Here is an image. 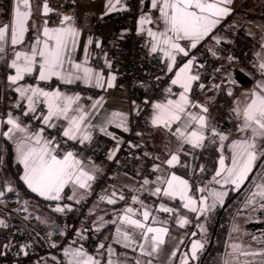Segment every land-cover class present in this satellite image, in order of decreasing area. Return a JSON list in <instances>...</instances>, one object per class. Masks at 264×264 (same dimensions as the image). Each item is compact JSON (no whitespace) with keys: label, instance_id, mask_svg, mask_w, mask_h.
I'll list each match as a JSON object with an SVG mask.
<instances>
[{"label":"crops","instance_id":"0c3cea01","mask_svg":"<svg viewBox=\"0 0 264 264\" xmlns=\"http://www.w3.org/2000/svg\"><path fill=\"white\" fill-rule=\"evenodd\" d=\"M58 3L57 8H52V0H31L32 4V17L29 23V33L26 37L25 42L18 46L23 50H28L30 45L34 43L35 39L39 37L43 39V28L45 27V21L47 22V17L52 16L55 20L59 22L56 27H64L65 22L63 18L65 16L70 17V12L63 6L64 0H54ZM129 2V0H120L119 4H116L115 0H112V4H115V10L110 6L109 0H86V13L87 16L84 22L80 26H75L73 21H68L67 23L74 27L79 36L77 37L76 49L71 53L72 59L77 63H83L85 54H87L88 67H91L94 72L100 73L103 76V87H89L82 81H76L72 84H65L62 81L52 79L50 83H44L39 81L36 77H26L22 84H33L39 85L40 87H45V85H50L53 83H58L50 89L46 90H56L59 89L62 93L66 95H79L80 100L77 105L73 107H82L84 112L87 114V119L82 125L81 136L85 133L91 135V140H81L79 137L76 141L79 143L90 142L97 148H104L107 144L109 147L122 146L127 135L131 131V126L133 123V113L137 109V104H130L127 99V88L125 83L121 80L119 76V60L120 57L118 53L113 55V57L108 61H102L101 66L92 64L91 51L93 47H98L102 43V39L108 32L114 30V27L102 26L99 29H94L95 24L102 18L109 16L111 14L121 11ZM47 4L48 8L51 10L44 14V5ZM230 8V13L226 17L222 18L216 27L211 31V33L205 37L203 40L197 43L195 48L190 47L191 42L188 40H180L178 43L181 47H184L188 52L185 56L183 53H174L176 59L175 64L164 56L163 51L159 48L157 51L153 52L152 47L154 41L148 35V29L153 32H163L166 26L160 17L159 11H153L151 7V0H139V12L135 21V30L138 33L144 34L147 37L146 43L141 48V54L146 58L157 57L161 60L162 76L164 77L163 84V95L164 100L160 102H154L151 105L150 111L147 113L148 126L143 135L135 137L133 147L142 149V159L138 161L136 166H134V172L127 171H117L112 174V179L110 186L112 191L110 195L115 193V196H123L117 205H110V208L106 212H100L104 207L101 202L94 199L93 193L95 190V180L100 173L99 162L95 159L86 156L75 157L82 161V169L94 176L93 180L88 181V189L79 188L77 185L69 183L61 193L60 200H47L44 197L37 195L46 201L53 203H71V204H84L86 210L89 214H97L98 227L103 226L107 223L113 224V234L110 243L106 246L104 256L102 257L100 253L90 252L84 247H82L78 242L74 241L67 242L63 245L61 249V256L65 264H69L71 259L65 256L66 251L72 250H82L88 256H92L98 264H109L112 261L113 264H183V261L187 259L189 264H198V261L202 254L204 253L206 246L208 244L209 237V222L216 213L217 210L223 209L224 204L227 201L230 193L240 192L244 188L246 193L243 200L241 201L237 211L234 212L233 217L230 219V225L228 227L227 237L224 245V251L221 255L213 257L210 264H223L224 254L227 250L229 233L233 230L234 221L236 220L237 214L250 213L252 214V220L240 221L243 225L250 226L254 231L256 241L253 245H260L264 247V211H257L261 204L264 203L259 195L253 197L254 193H257L264 187V158L262 156L264 152V143L260 137L256 138V152L257 160L255 165L248 176V179L241 185L239 189H236L233 185L222 186L213 181L216 171L219 169V159L221 156L225 158V163L230 166L231 162V144L237 140L249 139L252 136L251 131L242 132L240 128L243 125V109L252 99L253 91H260L257 85H264V70L260 68V64L264 63V5L262 0H232V3L228 5ZM12 16V0H0V26L9 24ZM149 17L151 23H146L143 25V30L140 25V20L143 17ZM49 28L48 24L46 25ZM244 26L248 34H250L254 40L257 41L256 47L254 49L253 56V67L260 76L253 82V84L247 88L242 89L233 101L231 107L232 118L238 123L237 129L232 133L220 132L218 131L210 117L211 107L215 100V94H208L204 92L196 97H193V87L195 82L192 84L191 91L187 94L188 99L191 102L187 107L189 113H194L197 115H204L207 117L208 129L205 134L209 138H216L219 141V157L217 161V166L214 170L212 177L202 185H195L190 178H187L175 171L176 166L169 167L167 161L171 158L173 154L179 156L181 149L187 145L184 144L182 140L178 139L177 136L173 135L178 127L183 124V119L179 124L174 123L172 125V130L169 131L163 125L156 126L152 123L153 117L155 115V110L153 105L157 103H167L168 100H179L180 94L183 93V89L179 85H173L171 81L175 79L176 74L179 69L182 68L189 61L193 62L192 74L199 76V56L198 51L204 47L205 54L207 58L213 65L216 75L213 79V87L216 88L218 93L225 90L227 93H231L233 86L235 84L233 71L227 67V62L232 58L230 53L229 44L233 41L231 33H235L234 27ZM216 29H220V35L215 34ZM95 30V31H94ZM169 35H172L169 33ZM91 41V43H89ZM165 47L161 45V48ZM13 59V49L12 47L7 48L5 53H0V73L3 72L2 77H0V82L4 88V102L3 107L0 109V121H6L7 115L11 113L13 117L18 118L19 114L23 115V111H26V101H21L18 93L14 91L16 85L9 82L8 77L14 75L15 72L8 65ZM171 66V70L169 67ZM65 67H69L65 65ZM115 77L112 81L111 77ZM111 81L112 87H108V83ZM69 87H78V91H72L67 93L66 89ZM171 89V91H169ZM20 103V107L17 108L16 104ZM202 105L208 108V112L204 113L199 107H192L191 105ZM240 109L241 114L238 116L236 109ZM119 113L121 115H114ZM37 114L41 116V119H33L32 113L25 116L27 120L25 122H20L21 125L28 129L27 134L38 133L43 130V137L46 140L53 142V146L57 143L55 142L53 136V130L61 128L63 131L68 126V122L64 119H55L51 121L55 127H49L42 122V117L47 115V108L45 105L38 104ZM70 116L79 115L78 112H70ZM33 119V122L30 119ZM7 124L0 125V138L8 140L12 144L13 158L14 162L17 163L22 170L21 179L24 175L23 165L19 163L16 152V144L20 142L25 133L17 132L9 140L3 135L8 129ZM197 125H193L194 130ZM127 128V131H125ZM215 129L220 135H225L228 137L226 141L221 144L219 136H212L211 130ZM68 139L65 137V140ZM189 146V145H188ZM72 150L68 148L65 144H60L59 148L56 149V154L62 157L66 152ZM150 161V166L148 169L143 171L144 163ZM157 166L159 171H156ZM175 174L189 181L192 185V191L189 195H192L198 201L200 198L208 197V203H212V197L209 193L213 190L227 192L224 198L223 204L217 203L214 210L199 215L198 213H193L188 209L183 207V203L179 199H170L161 194L153 195L155 188L166 187L161 181L157 180V177L167 178L170 174ZM143 174V175H142ZM142 175L141 178H138ZM216 179H220L217 177ZM148 180L147 185L144 181ZM25 186L32 192V190L27 186V184L22 179ZM200 188H205L206 191L201 193ZM108 195V196H110ZM133 197H136L141 203H134ZM254 198V203L249 201ZM163 204L166 207L173 208L175 211L172 213H166L159 211V206ZM133 208L136 210V215L134 219H140L146 226L149 227H162L166 228L167 235L163 237L164 243L160 245L159 251L154 253L153 256L142 255L139 249V245L143 243L142 236L139 229H135L129 225L121 223L120 218L124 215L125 209ZM147 208L151 213L148 221H143L141 215L142 211ZM111 216L106 218L107 214ZM101 217L103 219H101ZM153 218H155V223H153ZM186 218L188 223L181 227L180 219ZM117 228L121 231H126L131 236L132 240L136 243L130 244L128 247L124 246V239L122 236L117 234ZM81 239H84L86 234L78 233L76 235ZM151 238V234H150ZM119 241V242H118ZM194 241H200L204 244L201 251L197 253L198 259L193 260L191 257V245ZM147 247V245H145ZM135 249V250H133ZM111 250V251H110ZM207 252V251H206ZM214 262V263H213ZM244 264H264V255H261L256 262H251L247 260Z\"/></svg>","mask_w":264,"mask_h":264},{"label":"snow or ice","instance_id":"6c2138e0","mask_svg":"<svg viewBox=\"0 0 264 264\" xmlns=\"http://www.w3.org/2000/svg\"><path fill=\"white\" fill-rule=\"evenodd\" d=\"M116 4L120 0H115ZM232 0H151V7L159 11L166 29L163 32H153L148 29V35L154 41L152 51L155 52L159 48L163 51L172 64H175L174 53H183L185 56L188 52L178 43L180 40H188L191 42L190 47L195 48L197 43L207 37L216 27L220 20L230 13L228 5ZM110 6L115 10V4L109 0ZM51 11L47 4L44 5V14ZM30 0H15L14 16L9 24L0 26V53H5L8 45L12 46L13 59L8 65L14 70L15 74L8 77L11 84L16 85L14 91L18 93L21 101H26V111L23 115L27 116L32 113L33 119H41L37 114L38 104H43L47 108V115L42 117V122L49 127H55L51 124L53 118L59 120L64 119L68 122L67 128L63 131V136L69 140H77L78 137L83 140H91L90 134L80 135L82 125L87 119V114L82 107L74 108L80 100L79 95H66L59 89L46 90L45 87L33 84H22L26 77H36L39 81L50 83L53 78L62 81L65 84H72L76 81H82L89 87H103V76L94 72L88 67L87 54L83 63H77L72 59L71 53L76 49V42L79 33L68 24L72 18L65 16L63 18L64 27H45L43 28V39L37 37L28 50H23L18 46L22 45L25 40V34L28 32V21L31 17ZM151 19L147 16L141 18L140 25L151 23ZM171 33L172 35H169ZM91 43V41H89ZM161 45L165 47L161 48ZM68 65L69 67H65ZM193 62L189 61L176 74L175 79L171 81L173 85H179L184 91L180 94L179 100H168L167 103H157L153 105L155 115L152 123L156 126L163 125L169 131L172 130L174 123L179 124L183 119V124L178 127L173 135L182 140L184 144L189 145L192 149H200L205 147V141L208 139L205 132L208 129L207 117L189 113L187 107L191 103L188 99V93L191 91L193 82L200 79L198 75L192 74ZM260 68L264 70V63L260 64ZM171 70V66L169 67ZM114 81L115 77H111ZM111 81L108 87H112ZM203 88V85H200ZM260 91H253L250 103L243 109V125L240 131H251L252 136L249 139L237 140L231 144V162L230 166L225 163V158L221 156L219 159V169L216 171L213 181L222 186L233 185L239 189L241 185L248 179L255 161L257 160L256 138L264 139V85H257ZM171 91V89H169ZM192 107H199L202 112L207 113L208 108L202 105L192 104ZM20 107V103L16 104ZM78 112L79 115L70 116V112ZM237 115L241 114L240 109H236ZM114 115H121L116 113ZM7 124L9 127L3 133L9 140L15 133H25L23 139L16 144L17 158L23 165L24 175L22 179L32 192L44 197L47 200H60L61 193L64 188L72 183L79 188L88 189L87 183L94 179V176L85 172L82 167V161L78 160L71 151L66 152L62 157L56 154L59 144L53 146V142L43 137V130L34 134H27L28 129L23 127L19 118L13 117L11 113L7 115L6 121H0V125ZM193 125H197L194 130ZM127 131V128H125ZM212 136H219L221 144L228 139L225 135H220L211 130ZM179 162V156L173 154L167 161L169 167H174ZM156 171H159L157 166ZM201 171L203 169L201 168ZM219 177L220 179H216ZM158 181L166 185L163 190L161 187L155 188L153 195H159L170 199H179L183 203V207L193 213L203 215L206 212L214 210L217 203L223 204L227 192L211 191L209 195L212 197V203H208V197H201L198 201L189 193L192 191V185L188 180L180 176L170 174L169 177H157ZM148 180L144 181L147 185ZM8 191H12L9 187ZM201 193L205 192V188H200ZM0 192V196H3ZM115 195V193L113 194ZM259 195L264 201V187L253 197ZM101 199H104L102 197ZM123 199V196L120 197ZM108 203L114 204L116 201L108 198ZM134 203H141L136 197H133ZM254 203V198L249 201ZM264 208V203L261 204ZM159 211L172 213L175 210L161 204ZM56 212H63L64 208H55ZM136 210L129 207L125 209L124 215L120 218L121 223L140 230L143 243L139 245L142 255L153 256L159 251V247L164 243L163 237L167 235V229L162 227L146 226L140 219H134ZM143 221H148L151 213L145 208L142 213ZM101 219H103L101 217ZM153 218V223H155ZM188 223L186 218L180 219V225L183 227ZM0 226L6 227L4 222L0 220ZM238 230V229H234ZM117 234L122 236L128 247L130 244L136 243L126 231L117 228ZM151 234V238H150ZM119 242V241H118ZM147 245V247H145ZM100 247H104L101 245ZM204 244L200 241H194L191 245V257L193 260L198 259L197 253L201 251ZM238 247V246H233ZM135 250V249H133ZM111 251V250H110ZM249 255H264L261 253H246ZM65 256L70 257L69 264H98L92 256H88L82 250L66 251ZM109 264H113L109 261ZM139 264V261H137ZM151 264V261L148 262ZM183 264H189L185 259Z\"/></svg>","mask_w":264,"mask_h":264},{"label":"built area","instance_id":"2783aa9c","mask_svg":"<svg viewBox=\"0 0 264 264\" xmlns=\"http://www.w3.org/2000/svg\"><path fill=\"white\" fill-rule=\"evenodd\" d=\"M86 0H64L63 6L70 12V17L75 26H80L86 16ZM52 8H57L58 3L51 2ZM157 11V9H152ZM139 12V0H129L127 5L119 12L106 16L95 24V30L102 26L114 27V30L105 34L102 43L93 47L91 51L92 64L101 66L102 61H109L118 53L119 76L127 88V99L130 104H137L133 113L131 131L126 137L125 143L115 149L109 147L101 151L90 142L79 143L76 140H65L63 130H53V136L57 144H65L77 156H86L99 162L100 173L95 180L94 199L104 200L112 191L110 182L112 174L117 171H127L133 162L142 159V153L133 147L135 137L143 135L147 126V113L154 102L164 100L162 92L164 77L162 76L160 58H146L141 54V48L146 43L147 37L135 30V21ZM47 24L56 27L59 22L52 16L47 17ZM94 30V31H95ZM215 34L220 35V29ZM199 77L193 87V97L207 92L213 87L215 71L212 63L205 55V48L198 51ZM58 83L45 85L50 89ZM203 85V88L200 87ZM78 87H69L67 93L78 91ZM20 122L27 118L21 114ZM33 122V119H30ZM104 197V199H101ZM4 199H0V203ZM15 204L14 201H12ZM82 208V217H87L88 211L84 204H77ZM19 217H26L30 224H35L34 216L19 213ZM27 215V216H26ZM42 244L34 242L28 232L19 226L0 227V264H65L61 256V249L68 240V234L64 230L50 231L48 234H37Z\"/></svg>","mask_w":264,"mask_h":264},{"label":"trees","instance_id":"16d2710c","mask_svg":"<svg viewBox=\"0 0 264 264\" xmlns=\"http://www.w3.org/2000/svg\"><path fill=\"white\" fill-rule=\"evenodd\" d=\"M262 1L264 5V0ZM234 29L235 33H231L233 41L229 44L232 58L227 62V67L233 71L235 80L232 92L227 93L225 90H222L215 93L216 88H211L207 91L208 94H215V100L212 104L210 114L212 123L218 131L226 133H232L238 127V123L231 115V107L234 99L242 89L251 86L260 76L253 67L254 49L257 41L248 34L244 26L234 27ZM2 75L3 72L0 73V77ZM4 96V88L0 82V109L3 107ZM261 143H264V140ZM219 147L220 144L216 138L207 139L205 141V147L200 149H192L190 146L185 145L179 152V164L176 166L175 171L190 178L195 185L204 184L212 177L217 166ZM108 148L109 144L102 148L101 151H106ZM137 150L142 152V149L138 148ZM137 163L138 161L133 162L127 172H134L133 168ZM149 166L150 161H146L143 171L145 172V169H148ZM201 168L203 171H201ZM21 174V167L14 162L12 144L8 140L0 138V192L4 193L3 196H0V199L10 198L18 200L20 203L27 205L32 214L48 221L47 223L39 219L35 224H30L13 213L8 212L3 214L0 212V220L4 222L6 227L19 226L23 228L37 244L43 243L40 237L37 236L38 233L48 234L50 231L64 230L68 234L67 242H78L88 251L100 253L103 257L106 246L112 238L113 224L107 223L98 227V221H96L97 214L88 213L87 217L84 218L81 215L83 210L77 204H73L75 205V209L69 212L58 213L54 211L53 206L55 203L39 198L31 192L23 183ZM142 175L138 178H141ZM9 187L12 188V191H8ZM246 189L244 188L240 192L230 193V196L224 204V210L219 219L214 240L207 253L206 251L211 243L217 225V219L222 208L217 210L214 217L210 219L208 244L198 264H201L202 261L203 264H210L213 257L221 255L224 251L230 219L243 200ZM100 202L105 209H102L100 212L108 211L110 205L106 204L104 200ZM110 216L111 213L107 214L106 218ZM78 233L86 234L85 238L81 239L77 237L76 235ZM101 245L104 247H100ZM206 253L207 255L203 260Z\"/></svg>","mask_w":264,"mask_h":264},{"label":"rangeland","instance_id":"374dc122","mask_svg":"<svg viewBox=\"0 0 264 264\" xmlns=\"http://www.w3.org/2000/svg\"><path fill=\"white\" fill-rule=\"evenodd\" d=\"M12 201H14L15 204H13ZM22 211H24L25 214L27 213V215L34 216L37 221L40 219L48 223L46 219H41L37 215L35 216L34 214H32V212L28 209V206L20 203L18 200L8 198L4 199V201L0 203V212H2L3 214L10 212L19 217V213ZM257 211H264V208L259 207ZM19 218L28 222L26 217ZM245 220H252V214L239 212L237 214L236 220L233 222V230L231 233H229V240L227 244L228 247L224 254L223 264H244V262L246 263L247 260L256 262L261 255H249L246 253L264 252L263 246L253 245L254 241H256L253 237H255L256 235H254V231L250 226H246L243 225V223H240V221ZM233 246L238 247L234 248Z\"/></svg>","mask_w":264,"mask_h":264},{"label":"water","instance_id":"95a60500","mask_svg":"<svg viewBox=\"0 0 264 264\" xmlns=\"http://www.w3.org/2000/svg\"><path fill=\"white\" fill-rule=\"evenodd\" d=\"M30 6H31V13H32V4H31V0H30ZM14 10H15V0H12V16H11V20H12V18H13V16H14ZM31 17H32V15H31ZM31 17H30V19H29V21H28V28H29V23H30V21H31ZM28 33H29V30H28V32L25 34V40H26V37H27ZM25 40H24V42H25ZM9 47H12V46H11V45H8L7 48H9ZM7 48H6V50H7ZM263 158H264V156H263ZM108 198H111V199L115 200L116 202H115L114 204H110V203L107 202ZM104 202H105L106 204H108V205H113V206H114V205H117V204L120 202V196H115V195L107 196V197L104 199ZM57 207L64 208V211H63V212H58V213H65V212H69V211L75 209V205H73V204H71V203H55L54 206H53V210L55 211V208H57ZM223 210H224V208L221 210V213H220V215H219V217H218V219H217V225H216V227H215V231H214L213 237H212V239H211V243H210V245H209V247H208V249H207V253H208V251L210 250L211 244H212V242H213V240H214L215 233H216V230H217V226H218V224H219V219H220V217H221V214H222ZM207 253L204 255L203 260L205 259ZM201 264H203V261L201 262Z\"/></svg>","mask_w":264,"mask_h":264}]
</instances>
